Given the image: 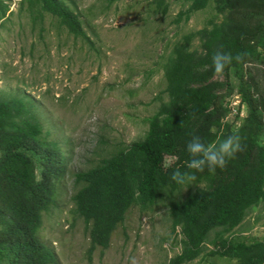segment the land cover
I'll list each match as a JSON object with an SVG mask.
<instances>
[{
    "label": "trees",
    "instance_id": "16d2710c",
    "mask_svg": "<svg viewBox=\"0 0 264 264\" xmlns=\"http://www.w3.org/2000/svg\"><path fill=\"white\" fill-rule=\"evenodd\" d=\"M12 1L0 0V26L13 13ZM104 1L111 6L118 0ZM22 5L34 23L49 13L95 47L76 0H22ZM150 5L156 15L170 9L168 0ZM183 5L175 24L211 5L222 20L214 17L174 42L163 65L168 100L146 118L144 137L72 173V213L85 221L91 253L110 246L132 207L148 209L168 197L172 230L180 227L183 234L182 251L169 264H189L208 243L214 246L212 256L264 264V238L249 239L239 229L250 209L264 203V0H186ZM216 51L239 59L218 75L211 60ZM233 133L240 135L242 151L214 174L195 172L190 183L196 188L176 197L184 185L172 182L171 174L193 171L186 167L191 135L207 142ZM168 157L173 160L167 162ZM68 163L67 149L45 130L37 100L0 97V264H59L41 233L46 214L59 206Z\"/></svg>",
    "mask_w": 264,
    "mask_h": 264
},
{
    "label": "rangeland",
    "instance_id": "374dc122",
    "mask_svg": "<svg viewBox=\"0 0 264 264\" xmlns=\"http://www.w3.org/2000/svg\"><path fill=\"white\" fill-rule=\"evenodd\" d=\"M151 1L118 0L105 6L104 0H76L95 47L70 34L49 13L34 23L22 0L11 2L13 13L0 26V97L37 100L45 130L69 153L59 206L46 214L41 233L59 264H129L133 257L136 264H169L182 251L183 234L180 227L172 230L168 197L148 209L132 207L110 246L91 253L85 221L72 213V173L91 168L122 143L144 137L146 118L168 100L163 65L174 42L214 17L222 20L211 5L187 23L175 24L186 0H168L165 16L151 10ZM193 188L185 184L176 197ZM239 229L249 239L264 238L263 202L250 209ZM213 248L208 243L204 254L189 264H236L210 255Z\"/></svg>",
    "mask_w": 264,
    "mask_h": 264
},
{
    "label": "clouds",
    "instance_id": "9594fccd",
    "mask_svg": "<svg viewBox=\"0 0 264 264\" xmlns=\"http://www.w3.org/2000/svg\"><path fill=\"white\" fill-rule=\"evenodd\" d=\"M234 59L239 57H234L229 52L216 51L211 58L214 72L218 75L222 74ZM185 148L190 157L186 161V167L193 171L181 172L178 169L174 171L171 180L177 185H191L190 182L196 179L195 172H203L207 169L209 173L214 174L217 169H223L229 160L242 151V143L240 135L236 133L207 142L193 134L186 142ZM129 264H136L134 257L129 259Z\"/></svg>",
    "mask_w": 264,
    "mask_h": 264
}]
</instances>
